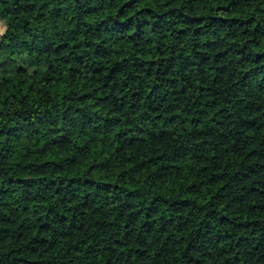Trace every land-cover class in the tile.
Returning <instances> with one entry per match:
<instances>
[{
  "label": "trees",
  "instance_id": "trees-1",
  "mask_svg": "<svg viewBox=\"0 0 264 264\" xmlns=\"http://www.w3.org/2000/svg\"><path fill=\"white\" fill-rule=\"evenodd\" d=\"M0 24V264H264V0Z\"/></svg>",
  "mask_w": 264,
  "mask_h": 264
},
{
  "label": "rangeland",
  "instance_id": "rangeland-1",
  "mask_svg": "<svg viewBox=\"0 0 264 264\" xmlns=\"http://www.w3.org/2000/svg\"><path fill=\"white\" fill-rule=\"evenodd\" d=\"M4 28H5V25L0 24V36H1L2 33L4 32Z\"/></svg>",
  "mask_w": 264,
  "mask_h": 264
}]
</instances>
